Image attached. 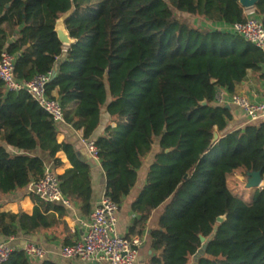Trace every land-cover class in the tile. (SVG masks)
I'll return each mask as SVG.
<instances>
[{
	"label": "trees",
	"instance_id": "obj_1",
	"mask_svg": "<svg viewBox=\"0 0 264 264\" xmlns=\"http://www.w3.org/2000/svg\"><path fill=\"white\" fill-rule=\"evenodd\" d=\"M255 9L264 25V0ZM183 14L229 27L246 19L239 0H0V53L16 56L18 80L51 72L59 62L47 93L56 91L65 121L84 139L106 105L115 125L95 144L105 195L119 206L151 155L126 235H143L152 212L165 204L149 229L145 264H194L201 237L212 239L196 264H264V186L248 201L228 182L237 171L260 170L264 179V121L228 130L232 112L215 104L219 89L233 93L248 70L260 69L264 50L230 28L200 27ZM63 16L74 40L69 46L54 31ZM57 135L49 113L27 92L7 91L0 79V196L44 175V158L32 154L39 148L56 166L57 154L66 153L72 167L58 175L62 190L73 197L76 185L66 188L64 180L81 177L89 204L90 166ZM56 224L38 206L31 214L0 211V237L32 236ZM2 264L31 263L16 248Z\"/></svg>",
	"mask_w": 264,
	"mask_h": 264
},
{
	"label": "crops",
	"instance_id": "obj_2",
	"mask_svg": "<svg viewBox=\"0 0 264 264\" xmlns=\"http://www.w3.org/2000/svg\"><path fill=\"white\" fill-rule=\"evenodd\" d=\"M185 17L193 24L206 27L210 29H229L230 27L221 24L213 23L207 19L196 17L191 14H183ZM192 17V18H190ZM222 98L221 101H215L217 105L229 106L233 119L231 120L228 130H233L236 128L244 127L246 123V118L243 111L231 103V95L233 93L243 94L248 96L254 102L264 101V64L261 65L258 71L248 70V73L243 81L237 83L234 88V92L231 93L226 89H221ZM53 94L57 97L56 91ZM111 98H108V101ZM111 117L106 110V105L102 107L100 123L96 130L93 132L90 139L96 140L102 136L105 132V128L111 123ZM113 126L114 122L111 123ZM58 128V141L67 142L72 145L75 155L87 163L90 166V180H91V197L89 199V204L87 200V189L85 181L77 176L74 179L67 178L64 180L65 187L70 188L73 184L76 185V194L72 195L67 192V196L72 200V205L70 207H65L62 205H55L49 202L41 201L38 196L33 194L29 186L25 189L16 190L4 196H0V211H13L26 212L31 214L33 208L38 206L40 210L45 214H54L58 220V224L51 227L48 230L37 232L32 236L19 234L14 236L10 240L11 244L15 248L23 247L26 241H34L38 246L46 251V255L43 259L53 261L57 264H108L107 262H95V261H81L78 259H66L60 254V250L64 245H70L75 241L82 238L83 234L86 232V227L82 225L81 221H88L90 213L99 204L102 196L106 192L107 179L105 171L102 167L100 160L95 159L88 152L85 144L82 142V131L76 130L72 125L66 121L57 124ZM12 149V148H10ZM13 150V149H12ZM34 155H38L44 158L45 169L53 170L57 175H62L65 171L72 167L71 161L68 159L66 153L61 151L57 154L60 159L61 164L56 166L54 161L47 153H44L39 148L32 152ZM149 157V155L147 156ZM146 157V158H147ZM145 158V159H146ZM145 161V160H144ZM145 163V162H144ZM143 169L141 170V172ZM142 180L141 182H143ZM140 182V180H139ZM138 182V185H139ZM140 182V183H141ZM144 183V182H143ZM30 185V184H29ZM136 186L133 188L129 196H127L119 209L118 212V229L123 235H127L130 226L136 217V214L130 209L131 202L135 199L141 186ZM138 187V188H137ZM251 191V190H250ZM254 191V190H253ZM253 191L251 196L253 195ZM88 204L86 207L85 205ZM162 205L152 212L150 219L147 222L145 233L147 234V241L144 246L140 249L137 264H145L147 256L150 254V237L149 229L156 224L159 214L163 207ZM8 240L7 237H0V241ZM40 260H31V264H39Z\"/></svg>",
	"mask_w": 264,
	"mask_h": 264
},
{
	"label": "built area",
	"instance_id": "obj_3",
	"mask_svg": "<svg viewBox=\"0 0 264 264\" xmlns=\"http://www.w3.org/2000/svg\"><path fill=\"white\" fill-rule=\"evenodd\" d=\"M246 19L234 23L230 29L241 35L255 46L264 50V25L255 7L244 8ZM16 56L7 51L0 53V79L7 91L27 92L47 113L56 124L65 122L64 109L60 100L47 93V85L52 80V71L38 73L29 80H18L15 77ZM222 93L219 89L216 100L221 101ZM231 103L240 108L247 124H257L264 121V101L254 102L248 96L238 93L231 95ZM88 152L95 159L98 149L95 140L84 139ZM30 191L43 202L70 207L72 200L63 192L58 175L46 168L44 175L30 183ZM120 206L107 195H103L99 204L90 213L88 221H81L86 227L82 238L70 245H64L60 254L66 259L81 261L107 262L108 264H137L140 249L147 241V234L127 237L119 232L118 212ZM8 240L0 241V264L6 263L16 249ZM29 260H42L46 251L34 241H26L22 247Z\"/></svg>",
	"mask_w": 264,
	"mask_h": 264
},
{
	"label": "water",
	"instance_id": "obj_4",
	"mask_svg": "<svg viewBox=\"0 0 264 264\" xmlns=\"http://www.w3.org/2000/svg\"><path fill=\"white\" fill-rule=\"evenodd\" d=\"M257 1L258 0H239V2L241 3V5L244 8L255 7ZM65 19H66V16H63L56 21L54 31L56 32L60 42L64 46H69V45H72L74 43V40L69 35V32H68V30L66 28V24H65ZM58 70H59V62H57L54 66V69L52 71V79H54L56 77ZM203 104H206V101H204ZM226 107L229 108V106H226ZM217 139H218V133L215 132L214 133V140H217ZM185 178H187V175L185 176ZM263 180H264L263 175H262V172L260 170H258V171H247L246 172V188H248V189L255 190L257 188L263 187L262 186ZM224 220H225V216H219L217 218V221L219 223L223 222ZM215 230H216V228H215ZM211 239H212V237H209L208 239L201 237V240L204 243H203L201 249L198 250V252L194 256V259H195L194 264H196V261L202 255L205 254L206 247L208 245V242ZM150 253H152V250H150Z\"/></svg>",
	"mask_w": 264,
	"mask_h": 264
},
{
	"label": "rangeland",
	"instance_id": "obj_5",
	"mask_svg": "<svg viewBox=\"0 0 264 264\" xmlns=\"http://www.w3.org/2000/svg\"><path fill=\"white\" fill-rule=\"evenodd\" d=\"M150 161H151V155H149V157H147L144 161L145 164H144V169L141 172L140 182L144 180L145 169L147 165L150 163ZM140 182L138 186H141L144 181L141 183ZM228 182H229V186L233 193L243 197L245 200H248V201L250 200L253 189L246 188V176H244L242 171L235 172L232 176L229 177ZM262 186H264V180H263Z\"/></svg>",
	"mask_w": 264,
	"mask_h": 264
}]
</instances>
